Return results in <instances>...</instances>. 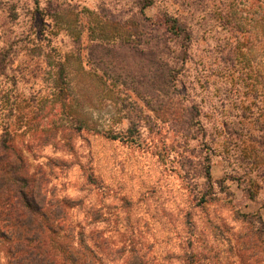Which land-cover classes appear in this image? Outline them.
<instances>
[{
    "label": "rangeland",
    "instance_id": "obj_1",
    "mask_svg": "<svg viewBox=\"0 0 264 264\" xmlns=\"http://www.w3.org/2000/svg\"><path fill=\"white\" fill-rule=\"evenodd\" d=\"M3 138L75 264H264V0H0Z\"/></svg>",
    "mask_w": 264,
    "mask_h": 264
},
{
    "label": "trees",
    "instance_id": "obj_2",
    "mask_svg": "<svg viewBox=\"0 0 264 264\" xmlns=\"http://www.w3.org/2000/svg\"><path fill=\"white\" fill-rule=\"evenodd\" d=\"M166 24L171 33H180L175 19L167 18ZM58 75L63 85V69H59ZM62 85L60 91H63ZM43 177V173L29 170L23 154L3 138L0 143V264H69V260L75 264L74 253L69 248L65 247V254L58 255L48 247L63 210L58 204L48 202L42 191Z\"/></svg>",
    "mask_w": 264,
    "mask_h": 264
}]
</instances>
